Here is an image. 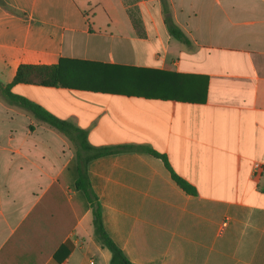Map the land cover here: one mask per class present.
<instances>
[{"label":"crops","instance_id":"1","mask_svg":"<svg viewBox=\"0 0 264 264\" xmlns=\"http://www.w3.org/2000/svg\"><path fill=\"white\" fill-rule=\"evenodd\" d=\"M168 3L189 44L161 0H0V80L61 57L123 68L133 90L11 89L94 146L153 147L195 186L143 151L89 161L105 227L134 264H264V0ZM77 166L67 136L0 94V264H109Z\"/></svg>","mask_w":264,"mask_h":264},{"label":"trees","instance_id":"2","mask_svg":"<svg viewBox=\"0 0 264 264\" xmlns=\"http://www.w3.org/2000/svg\"><path fill=\"white\" fill-rule=\"evenodd\" d=\"M165 12V20L169 32L177 39L189 44L190 40L183 30L174 22L169 9L168 0H161ZM135 25L138 20L134 17ZM123 68H116L101 62H93L77 58L61 57L54 64H21L12 82L4 83L0 80V94L10 104L29 111L36 119L49 124L61 131L71 141L78 161L77 187L82 189L91 202L93 211L94 232L102 245L109 249L111 258L109 264H134L124 250L112 238L105 227L102 205L97 194L91 189L88 175L90 160L103 155L120 151H143L160 157L172 178L188 193H196V188L172 168L166 154L159 152L149 145L120 144L108 146H94L88 141L87 131L70 120L60 118L39 103L25 95L14 92L11 87L15 83H32L44 86H63L70 88L93 89L101 91L121 92L133 90L134 85L124 79ZM122 77V79L120 78Z\"/></svg>","mask_w":264,"mask_h":264},{"label":"built area","instance_id":"3","mask_svg":"<svg viewBox=\"0 0 264 264\" xmlns=\"http://www.w3.org/2000/svg\"><path fill=\"white\" fill-rule=\"evenodd\" d=\"M264 168V162H261V161H255L253 163V171H254V174H258L260 173ZM228 224V219H225L223 222H222V226H226Z\"/></svg>","mask_w":264,"mask_h":264}]
</instances>
